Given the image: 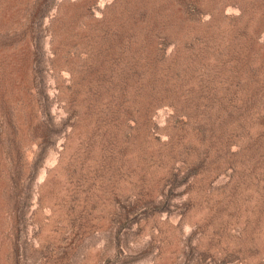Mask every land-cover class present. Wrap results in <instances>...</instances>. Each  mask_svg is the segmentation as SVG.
I'll return each instance as SVG.
<instances>
[{
	"label": "rangeland",
	"instance_id": "obj_1",
	"mask_svg": "<svg viewBox=\"0 0 264 264\" xmlns=\"http://www.w3.org/2000/svg\"><path fill=\"white\" fill-rule=\"evenodd\" d=\"M0 264H264V0H0Z\"/></svg>",
	"mask_w": 264,
	"mask_h": 264
}]
</instances>
